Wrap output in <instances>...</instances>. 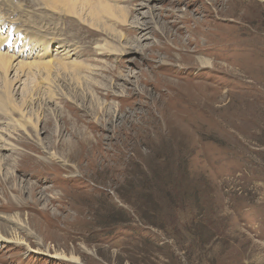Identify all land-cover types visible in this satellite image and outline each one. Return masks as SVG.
I'll list each match as a JSON object with an SVG mask.
<instances>
[{"label":"rangeland","instance_id":"1","mask_svg":"<svg viewBox=\"0 0 264 264\" xmlns=\"http://www.w3.org/2000/svg\"><path fill=\"white\" fill-rule=\"evenodd\" d=\"M10 1L73 55L0 77V264H264V0H103L141 54L119 12Z\"/></svg>","mask_w":264,"mask_h":264},{"label":"bare ground","instance_id":"2","mask_svg":"<svg viewBox=\"0 0 264 264\" xmlns=\"http://www.w3.org/2000/svg\"><path fill=\"white\" fill-rule=\"evenodd\" d=\"M143 1H145V0H143ZM150 1L151 0H146L145 2L147 4V3H150ZM0 3H2V4L5 5V7H0V77H1V79H3V82H4L5 87H6V91H4V92L6 94H8L7 93V85H8L9 86V90H8L9 94L10 93H13L14 90H15V88H16V85L19 84V86H20L21 79L23 77H25V76H28V75H31L32 76V75L38 74V73L40 74L41 72L48 71L53 66H57L59 68H60V66H62L63 69H66V67L68 66V63L66 62V60L68 59L69 56H72L73 55L72 54V51H69L68 50L70 47L68 46L69 48L66 49V47L64 46V44L61 45L62 43L61 44H58L56 46H53L52 43L40 42V41H38V40H36L35 38H32V37H31L32 39H30L29 37H27L26 34H28V33H35L39 37V36H41L42 33H37V32H40V29H42V28L40 26L39 27L37 26L38 28H34L33 25L31 26L28 22H24L23 21L24 16H21L17 20L16 19H12L11 17L17 15V12H13L12 11L13 4H12V2L10 0H4V1L0 0ZM96 3L99 4L98 7H97ZM43 5H45L46 7L49 6L50 8H52L55 11H58V10H60V7H63V8H65L64 10L67 12L66 14H68V15H71L72 14V15L76 16L77 18L82 17L85 20V23H88L87 18H93V19L96 18V19L99 20V16H100V20L101 21L103 20V18H106L107 21L110 22L111 24H117V25H119L118 22H117V18L114 16L118 12H119L118 14H122L120 16V18H119L120 22L123 23V24L129 23V20L127 19V15H126L127 12L125 11V9L123 7H119V5L117 7H115V6L106 4L103 0H46ZM85 6H87L89 8H87ZM105 7L106 8H115L116 10L112 9L111 10V13H107V14L101 15L98 11L101 10V9H103V8H105ZM144 7L147 8L149 6L144 5L142 3H139V4L135 5V8L133 9V11L135 13L137 12V14H138L139 10H141ZM150 10H151V8H149V9L147 8V11H150ZM133 11L131 10V12H133ZM111 15H113L114 17H112ZM145 16H146V13H142L141 14V17H145ZM139 20H141V19H139ZM132 22H130L128 24V26L131 29V31L134 32L136 30V32H134L135 33V36H137L135 38V42H138V45H133V46L127 47V48H125V50L128 51V53L141 54L144 51V48H143L141 42L144 41V40H146V39H148L147 38V35H148L149 26H148V23L147 22H145V21H141L140 22L137 19L135 20V22H133V23ZM32 29L36 30L37 32H35ZM43 29H46L48 31V27H44ZM109 30H114V29H112V28L109 27ZM110 32H113V31H110ZM52 40H54L53 37H52ZM10 41H11V43H9ZM103 42H104V44L97 45L96 46L97 53H98V55H101V56L107 55L104 52L103 48H105V50L108 51V52H112V50L109 51V49H113L114 48V47L111 48L112 46L110 47L109 46L110 44H107V43L105 44V41H103ZM6 43H9V44H6ZM46 53L49 54V55H50V53H54V56L56 58H54L53 60H51L50 58L48 60H46V58H44L45 55H46ZM124 53H125V51L123 52V54ZM38 57L39 58H43V59H41L40 61H35V59L36 58L38 59ZM60 57H62L63 59H65V61L64 62L61 61L60 60ZM57 58L59 60H57ZM13 71H14V73L10 77L9 75ZM43 75H45V74L43 73ZM40 78H41V76H40ZM124 78L125 77L123 75L118 76V79L119 80L120 79L125 80ZM38 80H40V79H38ZM45 80H43V81H45ZM48 80H47V83H48ZM32 85H29V86L31 87ZM37 85H39V84H37ZM19 86L16 88V90L19 89ZM36 88H38V87H36ZM48 92H49V89H48ZM48 92L45 91V93H48ZM50 94L53 95L52 93H50ZM108 95H109V93L107 92L106 93V96H108ZM32 97H33L32 95L29 96V99L31 100ZM11 99H15V98H11ZM8 101H10V100H8ZM31 102H33V101H31ZM11 103H13V102L11 101ZM18 104H19V102H18ZM18 104H16L17 107H18ZM21 105H22V103H21ZM10 106L12 107V105H10ZM20 107H22V106H20ZM13 110H14V108H13ZM23 116H24L23 113H21V119H23ZM26 120L28 121L29 119H26ZM12 171H14V170H12ZM27 174L28 173L24 172L21 175H27ZM30 176L32 178H35L38 182H44L45 183L48 180L47 176L43 172L42 173H39V174H30ZM11 193H13V192L11 191ZM14 208H16V207H14ZM9 240H13V239H9ZM18 240H19V238H18ZM1 241L8 242V240L4 238L3 233H1V231H0V242Z\"/></svg>","mask_w":264,"mask_h":264}]
</instances>
